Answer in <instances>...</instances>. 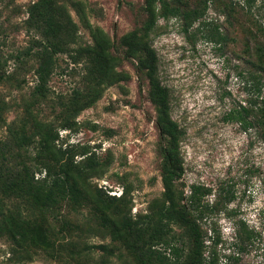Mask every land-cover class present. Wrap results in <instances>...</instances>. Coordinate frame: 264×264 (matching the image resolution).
<instances>
[{
  "label": "rangeland",
  "instance_id": "obj_1",
  "mask_svg": "<svg viewBox=\"0 0 264 264\" xmlns=\"http://www.w3.org/2000/svg\"><path fill=\"white\" fill-rule=\"evenodd\" d=\"M56 1L68 9L79 28L78 43L72 47L94 45L86 24L101 29L112 41L110 55L119 60L116 70L125 78L104 86L100 96L93 97L85 61L74 64L68 55L58 54L48 82L49 95L36 101L33 92L39 61L33 55L21 61L18 57L40 39L26 26L28 9L38 0H0V73L6 76L0 83V102L6 104L0 141L9 136L5 125L16 124L31 133L35 121L51 124L59 148L75 150L76 162H95L92 185L117 197L127 194L132 219L152 215L155 209L151 207L165 192L163 151L168 138L158 124L145 72L138 59L127 57L122 42L126 34L144 26L146 0ZM169 2L187 10L198 4V0ZM158 8L150 44L158 55L160 80L170 92L171 116L184 131L185 172L177 183L178 196L189 206L194 188L210 191L198 197V210L190 211L201 228L205 258L217 264H264V142L257 126L246 130L230 118L233 111L248 106L242 77L249 68L247 49L254 45L244 30L246 21L239 17L231 27L221 11L211 8L205 21L224 36L221 44H215L205 40L199 23L187 29L183 19L165 17ZM30 144L23 152L34 158L35 145ZM6 203L29 222L32 241L23 251L11 236L3 235L0 264L143 262L141 253L131 249L133 242L121 237L113 240L91 209L63 206L42 212L19 201ZM241 222L255 232L244 247L236 245ZM171 228L174 250L168 252L183 264L194 239L179 224ZM99 245L108 246L114 254H105Z\"/></svg>",
  "mask_w": 264,
  "mask_h": 264
},
{
  "label": "trees",
  "instance_id": "obj_2",
  "mask_svg": "<svg viewBox=\"0 0 264 264\" xmlns=\"http://www.w3.org/2000/svg\"><path fill=\"white\" fill-rule=\"evenodd\" d=\"M158 5L165 17L183 19L187 29L199 23L205 40L215 44H221L224 36L218 27L213 28L210 22L205 21L211 8L221 11L231 27L239 17L246 21L244 30L254 45L247 49L249 68L242 77L249 95L248 106L233 111L230 118L240 122L246 130L257 126L258 136L264 142V0H198L191 10L171 6L169 0H146L147 20L144 26L126 34L122 42L127 49V57L138 59L145 72L150 97L157 107L158 124L168 138L163 151V198L151 207L155 209L152 215L134 220L129 214L131 208L127 194L117 197L92 185L90 177L95 173V162L88 159L76 162L75 150L59 148L56 144L58 134L51 124L35 121L31 133L22 131L16 124L5 125L9 136L0 141V238L11 236L15 246L23 251H27L32 241L29 222L17 216L6 201H19L42 212L63 206L87 208L100 217L102 226L113 240L121 237L133 242L131 249L141 253L142 264L180 263L179 257L174 260L168 252L174 250L170 243L174 224L187 228L194 239V247L183 264H217L215 259L209 261L205 258L206 246L202 241L201 228L190 212L198 210V197L210 191L203 192V187L194 188L189 206L183 205L182 198L178 196L177 183L185 172L181 156L184 131L171 116L170 92L160 80L158 55L150 44V36L159 17ZM86 25L94 45L73 48L78 43L79 28L64 5L56 0H38L29 7L26 26L40 39L34 41L18 60L33 55L39 61L35 71L37 85L33 92L36 101L45 100L49 95L48 82L58 54L68 55L74 64L85 61L86 80L91 85L93 97L100 96L104 86L115 85L125 78L116 70L119 60L110 55L111 39L101 29ZM5 79V74L0 73V83ZM5 107L6 104L0 102L1 123ZM31 142L35 145L34 158L25 156L23 152ZM37 174L42 175L41 178ZM254 238L255 232L241 222L236 245L244 247ZM96 247L109 256L114 254L106 245Z\"/></svg>",
  "mask_w": 264,
  "mask_h": 264
}]
</instances>
